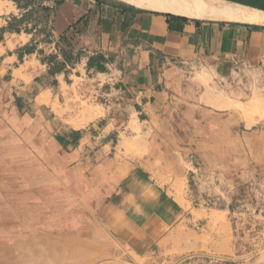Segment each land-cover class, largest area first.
Wrapping results in <instances>:
<instances>
[{
    "label": "crops",
    "instance_id": "crops-1",
    "mask_svg": "<svg viewBox=\"0 0 264 264\" xmlns=\"http://www.w3.org/2000/svg\"><path fill=\"white\" fill-rule=\"evenodd\" d=\"M46 4L54 6L53 0ZM47 28V40L31 32L23 33V40L15 42L13 35L19 38L22 34L3 32L0 69H10L12 75L16 67L10 66L13 63L22 67L21 72L30 67L29 61L42 63L43 69L33 78L47 73L48 65L40 60V53L53 54L62 63L61 69L49 76L57 87L66 79L91 76L106 87L107 93L117 96L100 135L105 138L101 153L106 147L111 153V139L115 140V162L106 170L111 176L101 178L99 189L94 190L98 192V205L93 215L94 223L112 239L111 247L119 256L116 264H141L139 260L154 249H158L156 254L180 249L187 229L195 233L200 230L202 217L191 212V205L202 201L204 190L218 194L219 179L226 184V192L235 184L234 176L224 173V177L214 169L210 153H233L220 149V144L235 139L242 143V137L236 138L228 124H221L212 111L214 106L195 99V95L200 96L196 87L203 93L205 87L187 80V68H205L225 81L243 77L247 82L264 75V24L190 18L140 8L126 0H62ZM8 38L13 47L7 44ZM32 45V51L25 52ZM67 48L74 58L72 63L65 60L63 51ZM16 81L20 82L19 77ZM215 97L214 92L202 96L209 101ZM77 141L74 147L80 151L84 140L80 137ZM129 143H135V148L126 149ZM79 151L74 153L76 158L81 156ZM150 153H196L201 167L188 173L194 192L177 194L175 173L155 171ZM260 172L264 179V171ZM260 187L264 188V183ZM83 228L90 235L92 223L85 221ZM39 234L44 235L38 231L31 241ZM51 236L57 239L51 253L58 261L60 237ZM100 242L108 245L107 240ZM28 247L31 254L40 251L42 259L44 248L50 249L42 242L21 245V257H28ZM90 247L86 246L85 252ZM156 254L153 259L158 263L170 258Z\"/></svg>",
    "mask_w": 264,
    "mask_h": 264
},
{
    "label": "rangeland",
    "instance_id": "rangeland-1",
    "mask_svg": "<svg viewBox=\"0 0 264 264\" xmlns=\"http://www.w3.org/2000/svg\"><path fill=\"white\" fill-rule=\"evenodd\" d=\"M0 1L4 3L0 28L9 27L13 22L8 32L22 34L19 38L13 35L15 42L23 40V33L34 32L32 20L40 19L39 25L46 27L51 23L53 10L44 13L39 9V5L50 7L46 2L51 0ZM26 9L34 10L32 16H24ZM7 44L12 46L13 42L8 38ZM31 61L35 60L31 58ZM34 63L29 61L30 67L22 72L18 63L11 64V67L16 66L12 75L10 69L6 72L0 69V264H116L119 256L111 247L112 239L94 223L93 215L98 205V192L94 190L99 189L101 178L111 176L106 170L111 168L112 161L115 162L112 153L115 140L111 139V153L107 147L105 153H101L105 138L100 135L108 113H112L109 107L116 102L117 96L107 93L106 87L91 76L66 79L60 87L53 85V79L44 72L32 78L43 69L42 63ZM186 75L188 81L205 87V93L196 87L200 96L195 95V99L214 106L216 109L212 111L221 124H228L236 138L242 137V143L235 139L220 144V149L233 153H210L214 169L224 177L226 173L234 176L235 184L226 192V184L219 179L220 193L202 192V201H195L190 207L195 216L202 217L198 225L200 230L195 233L187 229V234H191H186L180 249L166 250L163 254H156L158 249H154L139 261L146 263L154 254L171 258L201 252L243 263L252 256L253 264H259L264 255V215L260 197L264 189L260 187V183H264L260 172L264 171V75L253 76L251 81L246 79L247 82L243 77L225 81L197 66L188 67ZM210 91L224 97L232 106L241 104L248 109L245 112L239 106H219L222 101L217 104L202 98ZM83 109L98 114L77 126L85 117L80 113ZM64 135L70 136L69 144L76 141V145L81 137L84 140L82 150H75V144L64 147L58 141ZM130 148L134 149L135 143L127 144L126 149ZM76 151L81 156L76 158ZM195 155L150 153V159L155 160V171L175 173L176 193L184 195L189 190L194 192L195 187L188 173L201 167ZM251 170L253 175L248 176L246 173ZM85 221L92 223L90 235L84 233ZM212 229L218 234H211ZM38 231L49 236L59 235L58 261L47 248H44L43 259L40 251L31 254L29 247L25 250L28 257H21L20 246H16L20 238L23 244L30 242ZM101 239L107 240L108 245L101 243ZM89 245L91 247L85 252L84 248Z\"/></svg>",
    "mask_w": 264,
    "mask_h": 264
},
{
    "label": "bare ground",
    "instance_id": "bare-ground-1",
    "mask_svg": "<svg viewBox=\"0 0 264 264\" xmlns=\"http://www.w3.org/2000/svg\"><path fill=\"white\" fill-rule=\"evenodd\" d=\"M126 1L135 4L137 7H140V8L149 9V10H153L157 12H163V13H174L178 15L187 16L190 18L217 19V20H220V19L243 20L247 22H258V23L264 24V11L258 10L252 7H248V6H243L238 3L227 1V0H126ZM3 6H4V3L0 1V11L2 10ZM217 97L218 98H214V101L213 100L212 101L213 103H217V104H219L222 101V104H220L219 106H226V107L239 106L238 108L245 110V112L248 109V107L241 106V104L239 105L235 104L234 106H232V103L227 102L224 99V97L222 98L218 95ZM250 105L252 104L250 103ZM80 113L82 114L83 117L84 116L85 117L83 119H80L79 122H77L76 124L77 126L88 121L89 119L94 118L95 115L98 114V112H92L87 109H83ZM15 183L16 182H14L13 185ZM214 221H215L214 218L211 217V222H214ZM211 234L217 235L218 233L215 232L214 234V230H213ZM21 241L22 240H20L18 242V245L16 246L21 247V245H26V244L35 245V242H42V245L44 244L45 247L46 246L50 247L51 250H53L52 248V245L54 244L53 242L57 243V239L53 238L52 236H47V235L42 236V234L41 235L39 234V236H36V238L33 241H30L24 244L23 242L21 243Z\"/></svg>",
    "mask_w": 264,
    "mask_h": 264
},
{
    "label": "trees",
    "instance_id": "trees-1",
    "mask_svg": "<svg viewBox=\"0 0 264 264\" xmlns=\"http://www.w3.org/2000/svg\"><path fill=\"white\" fill-rule=\"evenodd\" d=\"M229 1H233V2H237V3H240V4H244L246 6H251V7H254V8H258V9H261V10H264V0H229ZM54 2V7L53 8H50L48 6H45V5H39V9L43 10L44 13H47L48 11H50V9L53 10L54 12V8L56 6H58L62 0H53ZM34 10L33 9H26L25 13H24V16L25 17H28V16H32V12ZM46 19V17L44 18V20ZM33 21V30L34 32L37 34V36H41V39L42 40H47L50 36V31L49 29L45 26V25H39V21H41L40 19L38 20H32ZM9 27H1L0 28V40L3 38V32L5 31H10V29L13 28V25L14 23L13 22H10L9 24ZM32 46L30 47H26L25 48V52H31L32 51ZM63 54H65V60L66 62H70L72 63L74 60V58L72 57V54H71V51L70 49L67 48V52L63 51ZM19 57H20V54H19ZM40 60L43 62V63H46L48 65V68H47V74L50 76V75H53L55 72L59 71L61 69V62L57 61L55 55L53 54H49L47 56H44V55H40ZM52 84L55 85L56 84V81L53 79L52 81ZM74 133H71V136H73ZM68 136L69 135H64L60 138H58V141L64 146V147H67V146H74L75 142L76 141H73L72 144H69V139H68ZM70 137V136H69Z\"/></svg>",
    "mask_w": 264,
    "mask_h": 264
},
{
    "label": "built area",
    "instance_id": "built-area-1",
    "mask_svg": "<svg viewBox=\"0 0 264 264\" xmlns=\"http://www.w3.org/2000/svg\"><path fill=\"white\" fill-rule=\"evenodd\" d=\"M253 257L250 256L247 262H239V261H230L222 259L216 255L205 254L201 252H190L185 254H180L175 257H171L168 260H164L162 262H155L152 260L141 263V264H253ZM259 264H264V255Z\"/></svg>",
    "mask_w": 264,
    "mask_h": 264
}]
</instances>
